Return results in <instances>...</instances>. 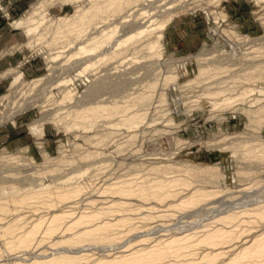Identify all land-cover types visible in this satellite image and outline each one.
I'll return each instance as SVG.
<instances>
[{"label": "rangeland", "instance_id": "rangeland-1", "mask_svg": "<svg viewBox=\"0 0 264 264\" xmlns=\"http://www.w3.org/2000/svg\"><path fill=\"white\" fill-rule=\"evenodd\" d=\"M90 4L0 0V113L14 107L0 123V264H60L49 261L58 252L92 264L177 236L184 245L143 264H221L264 233L251 209L264 204V0H132L72 37L63 21ZM89 32L94 38L78 44ZM96 103L118 111L77 115ZM204 165L214 173L192 172ZM197 189L210 193L178 205ZM21 194L33 197L19 203ZM58 212L65 223L94 213L93 222L121 220L107 230L114 240L54 243L84 227L45 234ZM229 213L240 217L222 219ZM11 220L23 225L15 232L42 221L28 247L7 246ZM217 227L230 237L199 241Z\"/></svg>", "mask_w": 264, "mask_h": 264}, {"label": "bare ground", "instance_id": "bare-ground-1", "mask_svg": "<svg viewBox=\"0 0 264 264\" xmlns=\"http://www.w3.org/2000/svg\"><path fill=\"white\" fill-rule=\"evenodd\" d=\"M109 1V4L106 5V3ZM132 0H91V4L90 6H88L87 8H82L80 6H78V10H77V14L74 15V17L67 21L66 23L63 21L61 27L63 26V28L71 31L73 34L72 37L77 38L78 36H80L83 32H85L88 28V26L95 22V19L98 18L99 16H105L104 13L108 12V11H113V10H119L123 7V4H129ZM129 8V7H128ZM116 12V11H115ZM120 13V12H119ZM126 21V20H125ZM165 22V21H163ZM130 24L132 22H129ZM26 30H28L30 27H28V25L25 26ZM50 27V26H49ZM138 28V26H136ZM140 27V26H139ZM132 28V27H130ZM228 29V28H227ZM58 30V29H57ZM131 30V29H130ZM221 31V30H220ZM231 30H229L230 32ZM233 31V30H232ZM124 32V30H123ZM128 32V31H126ZM93 32H89L86 35V38H84L83 40H78V44L81 42H85L86 39H92L94 38V36H91ZM141 33V31H136L135 34H139ZM226 33V32H224ZM223 34V33H222ZM122 35V34H121ZM225 35V34H223ZM132 35L128 36L131 37ZM134 36V34H133ZM132 36V37H133ZM229 36V35H227ZM127 37V38H128ZM122 39V38H121ZM120 39V40H121ZM135 39V38H133ZM108 39H104L103 41L106 42ZM120 40L118 42H120ZM132 40V39H131ZM102 41V42H103ZM130 41V40H129ZM155 42V41H154ZM119 44V43H118ZM125 44V43H124ZM122 45V44H121ZM82 51H91L94 47L91 46V44L87 45V44H82L81 46ZM124 48V47H123ZM146 48V47H145ZM80 49V50H81ZM116 50V48H115ZM123 50V49H122ZM120 50V51H122ZM79 51V50H78ZM94 52V51H93ZM97 52V51H96ZM144 53V52H143ZM104 54V53H103ZM114 54H112L111 56H113ZM107 56V55H106ZM109 56V55H108ZM103 59V57H102ZM108 59V58H107ZM97 60V59H96ZM101 60V59H100ZM108 61V60H107ZM92 66V65H91ZM204 66V65H203ZM86 67V66H85ZM87 68V67H86ZM200 68V67H199ZM205 69L200 68V72L202 73ZM249 76V75H248ZM259 77H264L263 75L259 76ZM93 87H90L88 92L86 93V95H90L91 91H93ZM95 88V87H94ZM223 89V88H222ZM219 91V90H218ZM220 94V93H218ZM222 94V93H221ZM64 98H72L73 94L71 92V90H66L64 91ZM216 96V95H215ZM226 98V97H224ZM228 99V98H227ZM2 100V99H1ZM229 100V99H228ZM102 102V101H101ZM26 105L30 104V101L27 100L25 101ZM24 101L22 103H17L16 106H22L21 104H25ZM14 107H11V110L7 111L6 110V114L3 115L2 113H0V123H4L7 119L12 118V112ZM17 109V108H16ZM113 110H117L118 111V107L117 106H112V105H106L104 103H96L93 105H89L88 107L86 106V108H84L83 110H81L80 113H77V115L81 116V115H86L88 114L90 110L96 112V113H100L102 111H107L108 113L112 112ZM19 110V108H18ZM1 112V111H0ZM5 112V111H4ZM8 112V114H7ZM11 112V113H10ZM75 112V111H74ZM95 115V114H94ZM137 115V114H135ZM133 115V116H135ZM135 120V119H134ZM40 124V123H38ZM34 125V124H33ZM38 127L35 125V127L33 128L34 132H38L39 130L37 129ZM40 132V131H39ZM36 135V134H35ZM256 149V148H255ZM250 151V150H249ZM251 153V152H250ZM257 153V152H256ZM256 156V155H255ZM5 161H10V160H14V159H19L17 155H13V154H4L3 155ZM260 157L264 158V150L263 153L260 155ZM23 160V159H22ZM24 162V161H22ZM11 164V163H10ZM8 165V164H7ZM14 165V163H13ZM17 165V164H16ZM9 167V166H8ZM13 167V166H12ZM14 167L16 168V166L14 165ZM25 167V166H24ZM11 168V166H10ZM9 168V169H10ZM18 168V167H17ZM216 167L212 166V165H204V166H200V167H196L195 169H192V172H196V171H210V173H214ZM13 169V168H12ZM24 169V168H23ZM5 170V169H4ZM7 170V169H6ZM5 170V171H6ZM18 170H16L17 172ZM10 172V171H9ZM13 172V171H12ZM20 172V171H19ZM14 173V172H13ZM12 174V173H11ZM8 176V175H7ZM10 176V175H9ZM4 178V177H3ZM6 178V177H5ZM10 178V177H9ZM13 178V177H12ZM22 178V177H21ZM8 179V178H6ZM11 179V178H10ZM1 180V179H0ZM13 180V179H12ZM16 180V179H15ZM14 180V182H15ZM4 181V180H3ZM12 182V181H11ZM164 182V181H163ZM142 184V183H141ZM165 183H161L160 181L158 182V184L156 185L160 187V191L161 188H164ZM11 186V188H13V190L16 188L18 189L20 186L16 185L15 183H11L10 185H8V188ZM155 187V185H154ZM153 187V188H154ZM7 187H4V190L8 189ZM131 188V187H130ZM128 189L129 190L131 189ZM141 188V187H140ZM152 188V189H153ZM155 188V189H156ZM80 188H73L70 190H66V191H62L57 193V195H60L62 198H67V197H71L73 195H75ZM134 189V188H133ZM145 189H147L145 187ZM144 189V190H145ZM14 190V191H15ZM143 190V186L142 189ZM33 191V190H32ZM122 191V190H121ZM132 191V190H131ZM130 191V192H131ZM138 191V190H137ZM149 191V190H148ZM147 191V192H148ZM151 192V191H150ZM41 193V191H33L31 194L37 195ZM154 193V192H153ZM210 192H207L204 189H197L195 192H193L191 195H189L188 197H185L183 199H181V201L179 202V206L182 208L185 207H189L191 205H195L196 203H198L203 197H205L206 195H208ZM20 195V193H19ZM22 195V194H21ZM165 195V194H164ZM11 196V195H10ZM30 197H33L32 195H27L24 194L22 196H20L19 203L20 202H27L29 200ZM157 197V196H156ZM15 198V196L13 197ZM13 198H11V201L13 200ZM17 200V198H16ZM233 200V199H232ZM18 202V201H17ZM258 205V204H256ZM6 207V206H5ZM9 207V206H8ZM5 208L6 210H8L9 208ZM1 209V208H0ZM245 209V207L243 208ZM242 209V210H243ZM248 210H250L249 208H247ZM251 209L254 212V215L258 218L264 219V204H260L257 207H253L251 206ZM247 210V211H248ZM9 211V210H8ZM231 211V210H230ZM228 212V211H227ZM241 212V213H240ZM240 214L237 215H241L243 213H245V211L242 213V211L240 210ZM252 212V213H253ZM237 213L234 211V214ZM98 213H94V214H80L76 219L72 220V222L70 223H65L62 221V218L64 217V215L60 212H58L57 214H53L49 217L46 225L44 223V229L43 232L47 235L50 234H54L58 229H64V228H73L72 226H80L84 224V227L81 229H77V231L73 234V235H69V236H63L64 239H58L56 242L54 243H61L64 242L67 244L68 243H77L79 241L82 240H93V241H98V240H114L115 239V235H111L109 232H107L108 229H110L114 224H116L119 220L121 219H116V222H111L109 220H102V221H94V218H97ZM225 214V213H224ZM234 214H227L225 216H223L222 214V219H226L232 222V219L236 216H234ZM41 217V216H40ZM129 217V216H128ZM239 218L240 216H236V218ZM16 218V216H15ZM48 218V217H46ZM127 218V217H126ZM220 217L218 216V219ZM235 218V219H236ZM14 219V218H13ZM221 219V218H220ZM47 220V219H46ZM217 220V218H216ZM234 220V219H233ZM12 221V220H11ZM5 222V221H4ZM19 222V221H18ZM17 221H12V222H8L5 225V232L6 233H11L12 236L10 237V239H8L6 241L7 246L9 248H13L15 246H22V247H28L31 242L32 239H34V235L36 232H38V229L41 227L42 221L37 222L36 224L33 225V227H31L30 229H23L22 231L20 230V232H15V229H17L18 227H23L22 224L18 223ZM35 223V222H34ZM66 224V225H64ZM32 225V224H31ZM203 225V224H202ZM41 229V228H40ZM231 230H226L223 229L222 227H217V228H212V229H208L204 235L200 238L199 241L203 242H207V243H216L218 240H220L221 238H225V237H230L231 235ZM162 234V233H161ZM233 234V233H232ZM147 238V237H146ZM148 239V238H147ZM187 237L186 236H177V237H172L171 239H168L167 244L163 245V246H159L157 248L153 247L151 249H144V248H137L135 250H133L130 253H120L118 255H114L113 257H111L110 259H102L99 258L96 261H94L92 264H143L146 261H150V262H157L159 261L161 258H163L165 255H167L168 253L172 252L174 249L171 248L170 246L173 245H184L186 242ZM227 238H225L226 240ZM185 240V241H184ZM221 242V240H220ZM225 242V241H224ZM223 242V243H224ZM244 242H249L247 245L245 244V246L241 247L238 251H234L235 253L226 261H223L221 264H264V233H260V234H255L253 235V237H251L249 240L244 241ZM83 244V243H82ZM243 244V243H242ZM50 245V244H49ZM215 245V244H214ZM72 246V245H71ZM70 248V247H69ZM178 248L176 247L175 249L178 250ZM57 251V249H55ZM63 250V248L61 249V251ZM125 249H121L119 251H124ZM41 253H39L40 255ZM58 255H55L52 253V256L50 258L49 261H55L57 263L60 264H71L74 261L75 256L74 255H68L62 252H58L56 253ZM61 254V255H59ZM216 254H219V252L214 253L213 256H215ZM19 255V254H18ZM37 255V254H36ZM35 255V257H36ZM32 256V255H31ZM38 256V255H37ZM43 256V255H42ZM45 256V253H44ZM34 257V256H33ZM210 257V256H209ZM25 258V257H22ZM34 260V259H33ZM40 262L43 261H37L36 259L34 261H32V264H39ZM188 262V261H187ZM29 263V262H27ZM22 264H26V263H22Z\"/></svg>", "mask_w": 264, "mask_h": 264}]
</instances>
